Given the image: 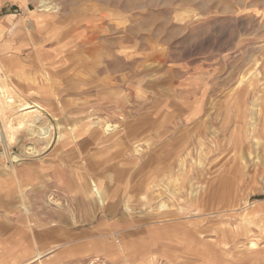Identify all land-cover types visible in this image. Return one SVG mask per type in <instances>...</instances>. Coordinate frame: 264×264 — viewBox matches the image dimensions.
<instances>
[{"label":"rangeland","instance_id":"obj_1","mask_svg":"<svg viewBox=\"0 0 264 264\" xmlns=\"http://www.w3.org/2000/svg\"><path fill=\"white\" fill-rule=\"evenodd\" d=\"M0 21V43L22 29L7 54L38 84L33 43L51 51L81 34L101 61L98 82L64 99L59 127L89 118L111 135L27 159L29 184L5 175L54 214L71 212L74 224L57 229L73 236L58 232L57 243L70 241L59 249L72 264L114 260L95 258L103 251L123 264H264V0H0ZM93 182L105 188L101 206ZM115 220L131 227L101 226ZM168 227L185 252L152 246Z\"/></svg>","mask_w":264,"mask_h":264},{"label":"bare ground","instance_id":"obj_2","mask_svg":"<svg viewBox=\"0 0 264 264\" xmlns=\"http://www.w3.org/2000/svg\"><path fill=\"white\" fill-rule=\"evenodd\" d=\"M41 7L44 11L41 15L43 21L50 22L53 16L46 13L53 11L55 7L47 3L42 4ZM14 19V16H10L7 21L12 23ZM1 23L0 21V34H3L4 27ZM28 26L30 25L28 24ZM21 33L22 29L18 28L10 41L0 43V156L6 163H3L1 168L4 170V175L9 174L8 177L17 183H19L21 175L19 166H25L26 160L29 158H38L42 152L45 153V150L52 148L54 144L60 151L63 146L82 143L88 137H97L98 134L99 138L102 135L108 134L107 136H109L115 129L109 127L105 130L101 121H90L89 118L84 119L82 124H75L64 133L61 132L59 124L69 103L64 99L72 96V92L80 86L87 88L99 80L98 69L101 61L96 49L91 47V49L82 50L88 43L82 40L81 34H77L69 46L50 48L51 51L44 50L43 48L47 47L44 44L33 43V38L31 39L29 36V40H32L30 43H33L29 49L32 50L34 56L37 55L41 60L39 65L35 63L40 68L38 72L42 73V82L38 84L32 77L31 70L34 69L28 62L20 63L15 55L7 54ZM77 41L82 43V47H78ZM44 80L46 85H44ZM69 81H71V85L67 84ZM64 84L65 86H63ZM47 101H50L49 107ZM23 143L28 144L23 145ZM42 144L46 147L40 150L37 145L41 146ZM18 146L20 151L13 153V150ZM89 194L97 204L104 203L105 188L103 185L93 182ZM255 248V243L249 246L250 250Z\"/></svg>","mask_w":264,"mask_h":264},{"label":"crops","instance_id":"obj_3","mask_svg":"<svg viewBox=\"0 0 264 264\" xmlns=\"http://www.w3.org/2000/svg\"><path fill=\"white\" fill-rule=\"evenodd\" d=\"M2 165L3 160L0 159V264H72L73 252L69 251V249H59L64 245L67 246L70 241L68 240L66 244L62 245L57 243L58 232L61 235L65 233V236H73V231L71 230L57 229L58 226L69 227L74 224L71 212L69 214L65 212L64 216L54 214L58 209L54 210L51 205H48V202L45 208L42 205L41 198L32 199L33 196L27 194L23 185L24 183H30L27 180L28 177L31 179L27 164L19 166L21 173L19 180L23 183V187L19 188L17 186L18 190L12 189L15 186L8 187L6 185L7 180L2 171ZM101 226H108L119 234L129 230L131 224L115 220L110 224H101ZM119 226L124 228L117 230ZM162 231L164 232L163 238L159 240L156 238L157 233L149 237L152 246L157 245L159 242L162 243L160 247L163 248L164 252L167 250L176 251L177 253L183 250L185 252L184 236L181 237L170 227L164 228ZM152 232H154L153 229ZM113 235L115 236L116 234ZM43 238L50 243L43 246ZM111 239L110 237L104 241H111ZM38 255H41L40 260H36ZM98 255L95 258H99L102 261L105 260V256L114 257V260L107 261L106 264H123L122 261L117 260L115 252L103 251L98 253ZM156 261L158 259H154L153 264Z\"/></svg>","mask_w":264,"mask_h":264}]
</instances>
